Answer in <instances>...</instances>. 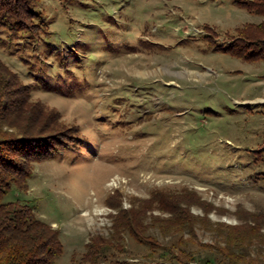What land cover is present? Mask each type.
Here are the masks:
<instances>
[{
	"label": "rangeland",
	"instance_id": "374dc122",
	"mask_svg": "<svg viewBox=\"0 0 264 264\" xmlns=\"http://www.w3.org/2000/svg\"><path fill=\"white\" fill-rule=\"evenodd\" d=\"M235 1L43 0L40 39L0 28V59L73 136L6 198L59 230L56 264L83 263L98 239L120 260L150 254L129 230L120 239L121 212L148 209L150 235L194 251L264 215V62L214 50L264 22ZM251 250L264 262V225Z\"/></svg>",
	"mask_w": 264,
	"mask_h": 264
},
{
	"label": "trees",
	"instance_id": "16d2710c",
	"mask_svg": "<svg viewBox=\"0 0 264 264\" xmlns=\"http://www.w3.org/2000/svg\"><path fill=\"white\" fill-rule=\"evenodd\" d=\"M42 2L0 0V28L10 34L40 39L47 34V22L36 10ZM235 3L264 17V0H236ZM212 31L208 27L207 38L214 46L216 38ZM230 33L224 45L215 44V51L230 52L248 62H264V22L246 24L227 32ZM60 121L56 110L34 102L32 90L0 59V264H56L64 253L59 230L42 220L29 202L6 199L15 188L19 192L28 188L33 164L51 158L73 137L66 128L56 134L62 125ZM158 203L163 202L158 199ZM147 210L126 211L130 212L128 216L121 212L124 216L120 215L116 221L119 220V233L129 230L135 241L151 249L150 254L137 262L120 260L117 254L124 249L117 248L114 239H98L88 244L83 263L77 264H264L253 258L251 252L264 225L263 214L248 218L243 226L234 227L236 231L226 238L224 246L202 245L194 251L186 249L187 240H179V244L185 246L164 245L150 235L149 228L143 224ZM169 221L153 224L164 232L173 226ZM190 223L188 219H177L175 227L185 229ZM122 236L121 233L120 239Z\"/></svg>",
	"mask_w": 264,
	"mask_h": 264
},
{
	"label": "bare ground",
	"instance_id": "6f19581e",
	"mask_svg": "<svg viewBox=\"0 0 264 264\" xmlns=\"http://www.w3.org/2000/svg\"><path fill=\"white\" fill-rule=\"evenodd\" d=\"M170 67V66H169ZM148 73V72H147ZM172 74V73H171Z\"/></svg>",
	"mask_w": 264,
	"mask_h": 264
}]
</instances>
